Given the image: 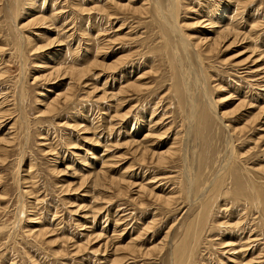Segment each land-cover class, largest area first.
<instances>
[{"label": "rangeland", "instance_id": "rangeland-1", "mask_svg": "<svg viewBox=\"0 0 264 264\" xmlns=\"http://www.w3.org/2000/svg\"><path fill=\"white\" fill-rule=\"evenodd\" d=\"M105 1L0 0V264H264V0Z\"/></svg>", "mask_w": 264, "mask_h": 264}, {"label": "bare ground", "instance_id": "bare-ground-1", "mask_svg": "<svg viewBox=\"0 0 264 264\" xmlns=\"http://www.w3.org/2000/svg\"><path fill=\"white\" fill-rule=\"evenodd\" d=\"M111 1V2H110ZM106 3H110L111 4V7H114V8H116V9H118V6L120 7V8H122V7H126V6H128L127 4H116V3H114V2H112V0H107V1H105ZM82 4V3H81ZM100 7V6H99ZM98 7V8H99ZM102 7V6H101ZM100 7V8H101ZM104 7L106 8H109L107 5H104ZM99 8V9H100ZM93 9V8H92ZM98 9V10H99ZM103 8H101V10H102ZM112 9V8H111ZM83 10V9H82ZM95 10V9H94ZM88 11V10H87ZM54 14V13H53ZM42 16H37V17H35L34 19H36V18H38V19H40ZM231 17H233V15H231ZM170 27V26H169ZM215 27V26H214ZM213 27V28H214ZM218 27V26H217ZM232 26H225V25H221V27H220V29H217L218 31H216V33H217V36L216 37H214V38H207V39H201L202 41H203V44H205L207 47H208V49L209 48H214V47H216L217 45H218V43H220V41L221 40H223L224 41V39H226L225 41H227V39H230L229 37H233L232 38V40H231V42L230 43H228V44H232L233 42H235V40L237 39V37H238V34L239 33H237L236 31H234V29L233 28H231ZM233 29V30H232ZM175 31V28L174 27H172V31ZM174 33V32H173ZM177 33V32H176ZM187 39V41H185V43H188L189 45L191 44V45H193V43H192V41H190V39H188V38H186ZM185 40V39H184ZM182 43H184V41H182ZM224 43V42H223ZM227 44V45H228ZM184 50V49H183ZM75 60H77V59H75ZM120 61H121V58H117V60H115L112 64H101L100 62H98V60H97V57L94 59V60H92L91 62H89V65H87V66H85V67H82V68H75V67H69V68H66L65 69V72H66V74H68V75H70V76H72V77H74V78H76V79H83L85 76H86V73L89 71V70H92V66H101V68L103 67V66H105L106 68H111V69H113V68H115L119 63H120ZM73 78V79H74ZM142 78V75H140V76H138L136 79H134L133 81H131V82H128L126 85H123L120 89H119V93H121V92H124V90H128V88H130V87H135V88H138V85H137V82H139V79H141ZM77 81V80H76ZM201 84V83H200ZM93 87V86H92ZM176 87V88H175ZM203 87H204V85H203ZM174 88H175V91L178 93V95L179 96H181V91H180V87H179V85H178V82L177 83H175L174 84ZM92 89H95V88H92ZM138 89H140V88H138ZM184 89H186V88H184ZM196 89V88H195ZM126 92V91H125ZM124 92V93H125ZM60 95V94H59ZM59 95L58 94H56V97L55 98H53L52 99V101H50L49 103H48V105H49V109H53V107H54V105H55V102L56 101H58V99H59ZM119 95V94H118ZM63 98H66V96L65 95H63ZM3 101V100H2ZM244 101L242 100V103L241 104H239V105H242V104H244L243 103ZM207 103V102H206ZM207 104H209V103H207ZM118 105V104H117ZM210 105V104H209ZM238 105V106H239ZM212 106V105H211ZM208 108H209V106H207ZM206 107V108H207ZM2 109V108H1ZM259 110L257 111V114H256V118L254 119V120H258V121H260V118L262 119L263 118V115H264V105H262L261 107H259L258 108ZM210 110V109H209ZM1 113V112H0ZM205 113V112H204ZM223 114V113H222ZM1 116V115H0ZM204 116H205V114H204ZM222 116V115H221ZM262 116V117H261ZM151 118V117H150ZM206 118V117H205ZM218 118V117H217ZM116 119V118H115ZM218 119H221V117H219ZM253 120V121H254ZM144 122V121H143ZM153 122V123H152ZM155 121H153V119H152V121L151 120H149V122L147 123V130H146V133L144 134V136H143V138L141 139V140H139V141H137V140H131L132 142L130 143V144H135V150L136 151H139L140 153H141V155L140 156H142V158H143V155L144 154H148L151 158H154V159H156V162L157 163H162V164H164L165 162H166V160H168V158L171 156V155H173L174 154V152H175V150H176V145H177V141L178 140H176L177 138L176 137H174V139H173V142L172 143H170L171 145L170 146H167L168 148L165 150V151H160V150H156L155 148H153V146H154V144L156 145V140H159L157 137H161L163 134H152V127L155 125V123H154ZM262 123H261V126L262 125H264V121H261ZM211 126V125H210ZM155 129V128H154ZM228 129V128H227ZM264 130V129H263ZM155 131V130H154ZM162 133V132H161ZM153 135L155 136V141L153 140H149V138H151V137H153ZM218 137V136H217ZM8 142H9V140H8ZM7 143H5L4 145H6ZM175 144V145H174ZM174 145V146H173ZM159 146V145H158ZM0 149H1V147H0ZM4 148H2V150H3ZM236 157V156H235ZM237 157H239V156H237ZM96 158V157H95ZM232 158H234V157H232ZM143 160H144V158H143ZM228 160V159H227ZM230 160V162H231V158L229 159ZM233 160V159H232ZM233 161H235V160H233ZM106 162H107V160L105 159V160H102L101 161V167H100V169L102 170V171H99V174L97 175V179H96V184H97V186H104L103 184H105V180L103 179V178H101V177H99V175L101 174V172H103V168L105 167V165H106ZM228 162V161H227ZM225 163V165H223L221 168H220V171H223L225 168H227V167H231V164L230 165H228L227 166V164H229V163ZM224 163V162H223ZM235 164H236V162H234ZM222 164V163H221ZM239 164L242 166V168L240 169L241 170V172H239L240 173V175L245 179V181H247V183L249 182L250 183V185L251 186H254V184H255V189H256V183H258V182H255V180L259 177L256 173H255V171H257V169L258 170H261V169H259V168H251V167H247V166H245L243 163H241V162H239ZM238 165V164H237ZM238 167H240V166H238ZM230 169L231 168H229V170L227 171V173L229 174V173H231V171H230ZM95 171V170H94ZM93 171V172H94ZM219 171V172H220ZM225 171H226V169H225ZM224 171V172H225ZM234 171H236L235 169H234ZM90 172V171H89ZM92 172V171H91ZM218 172V173H219ZM193 173V172H192ZM226 173V174H227ZM234 173V172H233ZM189 174V173H188ZM186 172L184 173V180H185V182H186V184H187V187H189L190 186V190H192V183H193V179L192 178H190V176L188 175ZM237 174V173H236ZM90 176V175H89ZM89 176H86V177H88V178H84V180H88L89 179ZM228 176V175H227ZM240 177V176H239ZM99 178H101V179H99ZM216 178V177H215ZM214 178V179H215ZM91 179V178H90ZM94 180V179H93ZM183 180V181H184ZM242 180V179H241ZM99 181H100V183H99ZM243 181V180H242ZM241 181V182H242ZM218 182V181H217ZM111 183H114V185H116L118 182H112L111 181ZM210 184H211V182H209ZM221 183V182H220ZM209 184V185H210ZM262 184V183H261ZM208 185V186H209ZM135 186H137V185H135ZM139 186V188L137 189L138 191L137 192H139V195H141V196H143L142 194L144 193V192H146V190H145V186H144V184H140V185H138ZM237 186V185H236ZM262 186V185H261ZM248 187V186H247ZM246 187V188H247ZM117 188H118V186H117ZM209 188V187H208ZM252 188V187H251ZM107 189V188H106ZM216 189L217 188H215L214 190L216 191ZM235 189V188H234ZM237 189V188H236ZM258 189V188H257ZM241 190V189H240ZM249 190V189H248ZM217 191H219L218 189H217ZM245 191H247V190H245ZM259 191V190H258ZM143 192V193H142ZM190 192V191H189ZM202 192L203 193H205L206 192V188H204L203 190H202ZM235 192V191H234ZM241 192V191H240ZM147 193V192H146ZM149 194H150V192H148ZM211 193V192H210ZM215 194V193H214ZM234 194V193H233ZM240 194V193H239ZM245 194V193H244ZM251 194V193H250ZM262 193H258L257 192V194H255V196H258L260 199H261V197H262V195H261ZM138 195V197L140 198L141 196H139ZM151 195V194H150ZM205 195V194H204ZM237 196V195H236ZM235 196V197H236ZM243 196V195H242ZM242 196H241V198H242ZM250 196H252V194L250 195ZM138 197H137V199H138ZM158 197V196H157ZM165 197V196H164ZM215 197H217V196H215ZM171 199H172V196L171 197H169V196H167V197H165V199H163V203H165V204H169L170 202H171ZM197 199V198H196ZM208 199V198H207ZM258 199V198H257ZM135 200V199H134ZM139 200V199H138ZM262 200V199H261ZM264 200V199H263ZM196 201V200H195ZM254 201V200H253ZM201 203V202H200ZM213 204H212V202L211 203H208V202H205L204 201V203H203V205H202V209L201 208H199L200 209V214H206L207 213V210L209 209V206H212ZM225 205V204H224ZM168 206V205H167ZM201 206V205H200ZM199 206V207H200ZM82 209H84V207L82 206L81 207ZM210 211V210H209ZM77 212V211H76ZM75 212V213H76ZM83 212V211H82ZM210 214V213H209ZM82 218H85V216H81ZM207 218L209 217V216H206ZM207 218H205L204 220H203V225H205V223H206V221H207ZM201 220V219H200ZM261 220H262V222H263V216L261 215ZM239 223V222H238ZM150 224V223H149ZM237 227V226H236ZM121 235V234H120ZM183 242V241H182ZM133 245V244H132ZM182 246H184L183 245V243L181 244ZM243 246V245H242ZM78 249H80V248H78ZM101 251V250H100ZM182 251H184V250H182ZM236 260V259H235Z\"/></svg>", "mask_w": 264, "mask_h": 264}]
</instances>
